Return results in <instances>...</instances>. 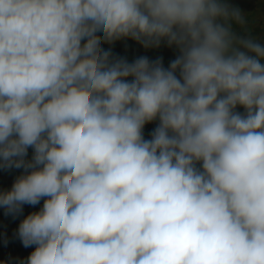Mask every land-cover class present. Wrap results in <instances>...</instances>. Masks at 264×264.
Wrapping results in <instances>:
<instances>
[{"label": "clouds", "instance_id": "obj_1", "mask_svg": "<svg viewBox=\"0 0 264 264\" xmlns=\"http://www.w3.org/2000/svg\"><path fill=\"white\" fill-rule=\"evenodd\" d=\"M233 24L227 0H0V168L24 170L0 207L44 200L19 264H264V45ZM124 37L180 55L102 47Z\"/></svg>", "mask_w": 264, "mask_h": 264}, {"label": "rangeland", "instance_id": "obj_2", "mask_svg": "<svg viewBox=\"0 0 264 264\" xmlns=\"http://www.w3.org/2000/svg\"><path fill=\"white\" fill-rule=\"evenodd\" d=\"M227 3L234 8H238L245 14L247 19V24L244 28L233 24V29L242 36L256 38L259 43L264 45V0H227ZM102 47L105 50H111L113 57L126 59L129 63L140 57H147L150 61L161 59L163 67L166 69L169 67L170 62L180 55L178 47L175 45L169 46L166 40H162L158 47H145L131 37H124L111 44L102 42ZM177 76L179 78V72H177ZM131 79L130 77L129 80ZM235 111L244 114L246 110L238 105ZM158 124L159 120L157 119L145 125L143 129L145 139H151L150 134ZM32 155L33 150L29 148L26 159L30 160ZM197 167H199V164ZM22 174H24L22 168L7 170L0 168V191L11 190L17 177ZM43 203L44 200L42 199L35 206L25 204L23 205L22 213L17 215H5V209L0 207V264H4V262H7V264H19L20 261L26 260L35 250V245L25 248L17 232L23 219L32 212L39 211Z\"/></svg>", "mask_w": 264, "mask_h": 264}, {"label": "trees", "instance_id": "obj_3", "mask_svg": "<svg viewBox=\"0 0 264 264\" xmlns=\"http://www.w3.org/2000/svg\"><path fill=\"white\" fill-rule=\"evenodd\" d=\"M258 26H260V25H258ZM9 215H12V214H9Z\"/></svg>", "mask_w": 264, "mask_h": 264}]
</instances>
